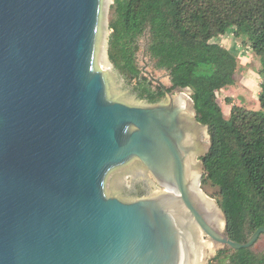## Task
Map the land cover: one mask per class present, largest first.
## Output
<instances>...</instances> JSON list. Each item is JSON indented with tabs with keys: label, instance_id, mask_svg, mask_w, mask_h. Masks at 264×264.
<instances>
[{
	"label": "water",
	"instance_id": "95a60500",
	"mask_svg": "<svg viewBox=\"0 0 264 264\" xmlns=\"http://www.w3.org/2000/svg\"><path fill=\"white\" fill-rule=\"evenodd\" d=\"M109 3L0 0V264H207L264 234L230 238L201 187L210 136L192 88L150 103L113 69ZM127 164L158 192L107 194Z\"/></svg>",
	"mask_w": 264,
	"mask_h": 264
},
{
	"label": "trees",
	"instance_id": "16d2710c",
	"mask_svg": "<svg viewBox=\"0 0 264 264\" xmlns=\"http://www.w3.org/2000/svg\"><path fill=\"white\" fill-rule=\"evenodd\" d=\"M107 55L125 77L136 80V96L160 101L175 87L189 86L197 121L206 124L210 147L202 160L206 179L219 189L226 234L244 242L264 226V0H114ZM150 33L148 50L169 72L171 85L140 75L138 37ZM231 34L260 61L258 109L232 105L226 118L217 92L245 69L217 38ZM219 264H264L250 248L220 249ZM209 264H214L210 262Z\"/></svg>",
	"mask_w": 264,
	"mask_h": 264
},
{
	"label": "rangeland",
	"instance_id": "374dc122",
	"mask_svg": "<svg viewBox=\"0 0 264 264\" xmlns=\"http://www.w3.org/2000/svg\"><path fill=\"white\" fill-rule=\"evenodd\" d=\"M114 0H110L107 14H106V24H107V37H106V55L108 49V37L110 34L109 21L112 17V4ZM225 37L217 38V41L230 47L233 52L237 55L239 63L242 66H247L245 69L237 70L235 73V83L231 86L220 89L217 92V101L219 102L223 114L226 118L230 115V110L232 105H241L248 109H258V93L260 77L258 74V69L260 68V61L254 52L245 49L236 38L231 34ZM150 41V33L146 29L142 35L138 37V49L136 51V63L138 65L140 75L145 77L152 84V89L157 85L161 84L163 86L169 87L171 85L169 72L165 67L160 66L157 60L150 55L148 50V45ZM108 58V55H107ZM113 69L120 76L121 80L130 88L138 90L136 87V80L123 77L119 71L114 67L112 62L109 60ZM181 90H175L174 96L177 95ZM186 94H188L186 92ZM167 95L164 96L162 100H166ZM199 155L198 160L201 162V170L203 172L201 187L203 191L211 198H213L217 203L220 198L219 189L217 186L211 184L210 181L206 179V170L204 168V163L202 160L203 155ZM131 169V170H129ZM127 172L125 173V171ZM154 184V186H152ZM106 193L110 194L112 191L119 193L120 196L125 198H133L136 196H148L158 192L159 186H157L156 181L147 173L144 168L137 166L135 164H127L120 166L116 169L111 170L106 178ZM141 193L140 195L136 193ZM219 248L213 256L207 259V264L213 262L214 264H219V259H214L217 256ZM250 249L255 253L264 254V234H262L259 239L250 247Z\"/></svg>",
	"mask_w": 264,
	"mask_h": 264
},
{
	"label": "flooded vegetation",
	"instance_id": "af4514ba",
	"mask_svg": "<svg viewBox=\"0 0 264 264\" xmlns=\"http://www.w3.org/2000/svg\"><path fill=\"white\" fill-rule=\"evenodd\" d=\"M163 98H164V97H163ZM163 98H162V99H163ZM162 99H161V100H162ZM201 182H202V181H201ZM136 194L140 195L141 193L138 192V193H136Z\"/></svg>",
	"mask_w": 264,
	"mask_h": 264
}]
</instances>
